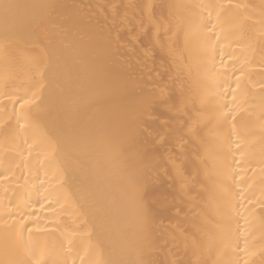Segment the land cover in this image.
<instances>
[{"label":"bare ground","instance_id":"1","mask_svg":"<svg viewBox=\"0 0 264 264\" xmlns=\"http://www.w3.org/2000/svg\"><path fill=\"white\" fill-rule=\"evenodd\" d=\"M11 2L31 13L40 10L24 6H82L71 11L85 19L84 25H65L63 34L53 29V37L30 28L26 17L17 27L20 38L9 44L8 72L0 53V217L9 224L26 217L23 222L32 231L24 229L25 240L40 264L195 261L193 214L199 211L196 205L207 207L210 200V214L216 216L218 208L222 221L213 230L211 250L199 259L207 264H264V0ZM110 4L119 5L121 16L132 21L125 32L131 29L143 45H155L154 55L138 69L147 85L168 95L180 77L185 94L195 99V108L189 104L187 111L158 104L144 116L157 142L165 141L147 177L150 199L159 211L154 243L146 251L120 200L119 154L98 139L101 132L121 138L120 125L132 103L110 89L103 60L87 47V16ZM209 11L220 36L214 60L207 65L214 64L213 76L206 74L199 37L187 43L184 38L189 20L207 19ZM179 88L177 83V100ZM232 88H237L235 102ZM191 119L199 121L195 146L181 139L185 121ZM78 160L88 161L87 172L77 167ZM197 168L208 191L196 183L185 195Z\"/></svg>","mask_w":264,"mask_h":264},{"label":"snow or ice","instance_id":"2","mask_svg":"<svg viewBox=\"0 0 264 264\" xmlns=\"http://www.w3.org/2000/svg\"><path fill=\"white\" fill-rule=\"evenodd\" d=\"M24 7L26 9H39L40 11L38 13L22 12L21 5L14 4L11 0H0V12L3 13L0 16V53L4 55V72L10 70L12 63L8 57L9 44L14 39L20 38L17 27L26 17L30 28L42 29L53 37L56 35L53 29H59L60 34H63L66 31L65 25L79 26L85 24L83 16L76 15L71 11L82 6L48 3ZM98 7L102 9V12L87 16V32L85 34L87 47L91 53L103 60L107 69L110 89L117 94L132 98V103L127 107L123 123L120 125L119 135L121 138L116 139L117 133L115 132H101L98 139H105L110 144L111 149L119 154L121 159L120 200L127 218L130 219L140 238L142 247L146 251L154 243L153 224L159 211L150 199L147 177L154 166L158 148L165 141L161 139L157 142L155 135L147 127L144 116L150 115V110L158 104L169 109H175L177 112H180L181 109L187 111L189 104L195 108V99L185 94L180 77H176L173 81V87L168 95L158 91L157 88L149 87L143 76L138 74V69L150 53L154 55L155 45L152 47L145 46L142 44L139 34L131 29L127 32L124 31L125 25L131 24L132 21L129 20L127 14L121 16L119 5H99ZM124 7L131 8L134 6L126 5ZM57 9L62 11L57 13ZM54 13L56 14L55 18ZM211 17L212 12L209 11L207 19L202 16L190 19L184 29L186 43L193 36L199 37L201 48L205 54V71L209 76L214 75L212 72L214 64L211 67L207 65L214 60L215 47L220 42V36L215 31L216 25L213 24ZM160 27L157 25L158 32ZM144 35H147V32ZM213 37H215V41ZM69 46L75 47L71 44ZM47 60L51 62L50 57H47ZM237 81H239V77H237ZM177 83L180 84L179 100H177ZM236 92L237 88L231 89L234 102ZM228 115H232L231 110ZM227 118V115L223 117L225 121ZM232 118L233 121L236 120L235 115ZM198 123L199 121L195 119H191V122L185 121L187 130L181 138L182 140L186 139L187 143L193 146L197 145L200 140ZM87 149L88 145L84 144L82 151L86 152ZM192 163L195 166V161ZM201 163L204 164L205 176L210 178L206 162L201 160ZM77 167L81 171L87 172L89 163L87 160H78ZM199 172L200 169L197 168V175L193 178L191 186L187 187L186 192L185 189H181L185 195L195 190L196 183L202 185L203 191H208L207 184L199 180ZM3 179L4 177L0 175V181ZM86 195L87 193H85ZM211 207V200L207 207L196 205L199 211H194L190 236L192 253L198 258L195 261L186 262V264H207V260H201L199 256L205 250H211L213 230L219 229L222 221L218 208L215 210L216 216L210 214L208 209ZM9 215L11 216V212ZM24 219L26 217L19 221L13 220L9 224L0 217V264H40L34 248L25 240L24 229L27 228L29 233L32 229L23 222ZM185 239L187 240L188 236H185ZM101 264H106V262H101ZM117 264H128V262L120 261ZM131 264H153V262L142 258L131 262ZM176 264H181V262L177 261Z\"/></svg>","mask_w":264,"mask_h":264}]
</instances>
